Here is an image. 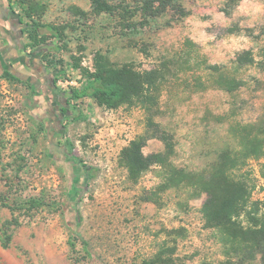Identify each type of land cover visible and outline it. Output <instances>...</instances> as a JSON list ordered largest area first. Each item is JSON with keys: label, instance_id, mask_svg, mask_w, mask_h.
<instances>
[{"label": "rangeland", "instance_id": "obj_1", "mask_svg": "<svg viewBox=\"0 0 264 264\" xmlns=\"http://www.w3.org/2000/svg\"><path fill=\"white\" fill-rule=\"evenodd\" d=\"M19 1L41 23L57 27L63 39L60 50L46 51L45 59L31 47L22 50L25 35L10 48L0 40V74L7 69L33 87L0 77V193L10 206H21L14 213L0 207V231L14 216L20 222L9 227L8 247L0 240V264H142L163 245L181 264L222 260L221 247L199 213L204 194L191 199L186 189L159 192L156 167L131 183L119 165L121 150L145 132L147 113L136 102L109 109L84 98L76 103L80 117L57 123L63 102L46 85L44 65L57 62L64 74L59 81L77 86L80 72L74 64L93 72L97 55L114 68L162 71L155 120L174 137L173 164L202 172L221 154L232 153L238 164L234 177H247L255 185L252 199H264V157L243 149L236 131L258 124L264 138V1L240 0L226 16L225 0H178L185 15L168 10L146 21L138 16L132 29L116 15L96 14L92 0ZM106 1L133 5L132 0ZM13 6L10 13L18 22L23 11ZM235 27L240 31L227 32ZM244 50L256 63L237 69L233 61ZM206 64L223 67L239 88L232 94L220 89ZM58 82L61 90L74 86ZM257 129L249 135L256 136ZM160 151L154 139L143 149L145 155ZM72 155L93 169L90 178ZM149 191L159 193L158 204L143 201ZM34 199L45 206L32 211Z\"/></svg>", "mask_w": 264, "mask_h": 264}, {"label": "trees", "instance_id": "obj_2", "mask_svg": "<svg viewBox=\"0 0 264 264\" xmlns=\"http://www.w3.org/2000/svg\"><path fill=\"white\" fill-rule=\"evenodd\" d=\"M6 1L8 11H14V3L23 11V17L19 18L18 25L20 35H25L27 40L22 47L24 52L31 47L44 57L46 51L60 50L58 43L62 41L63 34L57 27L41 23L23 1ZM225 1L222 12L229 16L231 14L229 8L238 4L240 0ZM91 3L92 10L96 14L116 15L129 29L134 28V19L138 16L143 19L142 21H146L161 16L168 10L181 16L185 15L178 0H132L133 5L129 6L113 5L106 0H92ZM23 19H27L28 22H24ZM239 31L237 27L227 29L229 34ZM188 45L194 44L188 41ZM261 55L264 56V48ZM56 63L47 61L44 67L50 76L48 87L52 92H57L56 96L63 102L56 116L57 123H60L64 117H80L82 113L76 103H80L84 98L93 100L98 107L109 109L117 108L124 103L136 102L147 113L145 132L121 150L119 165L126 171L127 179L131 183H137L144 173L156 167L161 179L159 192L176 188L190 191L191 199L200 197L201 194L205 195L199 213L204 228L212 232L220 245L223 258L217 262L205 261L201 264H264V199H252L255 185L247 177L238 179L234 177L233 172L238 167L237 157L235 158L232 153L221 154L206 171L202 172H189L173 164L172 160L176 154L174 137L155 120L158 115L155 91L165 81L162 71L152 69L140 73L128 66L114 68L102 56L97 55L93 72L78 66L79 64H74L75 69H79L80 72L79 87L61 90L57 87V82L63 79L64 74L56 69ZM233 63L237 69H241L256 62L252 52L244 50L237 54ZM204 69L225 92L232 94L239 88V82L233 77L226 76L223 67L206 64ZM0 77L32 87L20 75L7 69L1 71ZM56 127L53 126L52 132L57 129ZM253 127L258 128L256 136L249 135ZM236 131H241L243 149L252 152L256 159L264 157V138L258 124L238 126ZM152 139L161 143L162 151L145 155L143 149ZM71 158L79 165L84 177L90 178L93 169L75 156L72 155ZM261 177L264 180V169ZM142 199L144 202L158 204L160 195L155 191H149L142 195ZM14 204L16 207L10 206L7 197L0 193V207L10 208L14 213L21 209L18 202ZM43 206L45 204L42 199H34L31 201L30 209L36 211ZM9 223L8 226L3 225L0 231L3 247H8L11 241L12 234L9 232V227L12 224L15 227L20 226L17 216H14ZM174 253L170 247L163 245L156 254L144 260L142 264H181L180 260L174 257Z\"/></svg>", "mask_w": 264, "mask_h": 264}, {"label": "crops", "instance_id": "obj_3", "mask_svg": "<svg viewBox=\"0 0 264 264\" xmlns=\"http://www.w3.org/2000/svg\"><path fill=\"white\" fill-rule=\"evenodd\" d=\"M16 18L8 11L7 6L0 2V40L6 48H10L12 43L20 35L19 30L16 32L14 27H18Z\"/></svg>", "mask_w": 264, "mask_h": 264}, {"label": "built area", "instance_id": "obj_4", "mask_svg": "<svg viewBox=\"0 0 264 264\" xmlns=\"http://www.w3.org/2000/svg\"><path fill=\"white\" fill-rule=\"evenodd\" d=\"M74 84L75 87H79L77 86V83L76 82H69V81H65V82H62V81H59L58 82V85H62V86H69V85H72ZM74 86H71V87H74Z\"/></svg>", "mask_w": 264, "mask_h": 264}, {"label": "flooded vegetation", "instance_id": "obj_5", "mask_svg": "<svg viewBox=\"0 0 264 264\" xmlns=\"http://www.w3.org/2000/svg\"><path fill=\"white\" fill-rule=\"evenodd\" d=\"M14 29H16V32L19 30V26L18 27H14ZM46 85L49 86V76L46 77ZM58 116V114H57Z\"/></svg>", "mask_w": 264, "mask_h": 264}]
</instances>
